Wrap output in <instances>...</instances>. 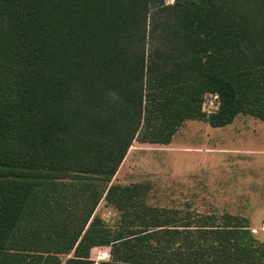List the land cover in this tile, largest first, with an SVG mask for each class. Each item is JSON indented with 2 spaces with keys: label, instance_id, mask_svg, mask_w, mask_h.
Here are the masks:
<instances>
[{
  "label": "trees",
  "instance_id": "16d2710c",
  "mask_svg": "<svg viewBox=\"0 0 264 264\" xmlns=\"http://www.w3.org/2000/svg\"><path fill=\"white\" fill-rule=\"evenodd\" d=\"M241 114L264 121V0H0V264H264L248 217L113 181L133 141Z\"/></svg>",
  "mask_w": 264,
  "mask_h": 264
},
{
  "label": "rangeland",
  "instance_id": "374dc122",
  "mask_svg": "<svg viewBox=\"0 0 264 264\" xmlns=\"http://www.w3.org/2000/svg\"><path fill=\"white\" fill-rule=\"evenodd\" d=\"M217 106V96L208 94L204 110ZM113 181L148 184L147 201L152 205L246 216L264 241V121L260 119L241 114L223 127L188 120L169 144L135 140ZM96 213L111 227L119 219V211L105 200ZM109 251L105 246L93 248L91 257L108 259Z\"/></svg>",
  "mask_w": 264,
  "mask_h": 264
}]
</instances>
